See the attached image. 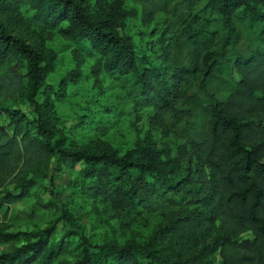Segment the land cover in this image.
<instances>
[{
  "label": "trees",
  "instance_id": "16d2710c",
  "mask_svg": "<svg viewBox=\"0 0 264 264\" xmlns=\"http://www.w3.org/2000/svg\"><path fill=\"white\" fill-rule=\"evenodd\" d=\"M47 1L44 20L69 17L82 48L99 51L135 103L148 105L155 120L166 113L186 115L182 104L198 75L205 88L211 81L226 86L222 98L207 88L210 98L200 106L207 125L189 140L194 159L207 168L210 180L196 184L191 175L178 178L156 154L141 159L114 149L56 146L49 124L55 106L50 102L44 108L36 99L46 78L43 58L0 21V117L8 115L0 123V188L13 185L0 195V207L35 185L30 172L55 153L70 168L82 163L79 190L118 212L141 213L176 195L200 203L187 215H172L174 231L186 236L169 251L153 241L87 242L73 264H201L215 251L217 264H264V0H140L148 12L162 8L166 13L158 30L160 62L130 35L90 15L80 0ZM23 91L34 106L32 117L10 106ZM31 128L43 140L31 135ZM49 229L37 240L0 251V264H63L60 247L67 249L68 242L50 241ZM246 231L250 236L241 237ZM17 235L0 231L3 239Z\"/></svg>",
  "mask_w": 264,
  "mask_h": 264
},
{
  "label": "rangeland",
  "instance_id": "374dc122",
  "mask_svg": "<svg viewBox=\"0 0 264 264\" xmlns=\"http://www.w3.org/2000/svg\"><path fill=\"white\" fill-rule=\"evenodd\" d=\"M80 2L106 26L130 35L155 62L162 60L158 30L164 24V9L148 12L140 0ZM43 4L44 7L39 0H0V21L8 31L36 47L43 58L46 78L36 99L44 108L48 109L50 102L55 106L49 124L55 132L56 146L90 151L114 149L118 154L137 155L141 159L156 154L166 166L173 167L176 177L191 175L196 184L209 183V172L194 159L189 140L207 125L200 110L201 104L210 98L207 90H214L222 98L228 92L226 86L211 81L205 88L203 77L198 75L187 88L189 99L182 104L188 108L186 115L166 113L162 120H155L148 105L135 103L124 83L106 65L105 57H99V51L82 48L70 30L69 17L54 23L44 20L42 14L49 10V3L43 0ZM10 106L27 117L35 115L25 91ZM7 119L4 114L0 123ZM30 133L43 140L33 128ZM81 164L70 168L54 153L32 169L30 175L35 185L0 207V231L18 232L16 238H0V251L27 239L37 240L46 228H50V241L68 242L67 249L60 247L58 258L63 264L67 260L73 264L87 242L122 245L153 241L169 251L185 238V234L174 231L172 215H187L191 209L199 208L200 203L193 204L176 195L171 201H160L141 213L118 212L104 200L79 190ZM6 190H13L12 183L0 188V195ZM240 236H250V232H242ZM219 257L215 251L200 263L217 264Z\"/></svg>",
  "mask_w": 264,
  "mask_h": 264
}]
</instances>
